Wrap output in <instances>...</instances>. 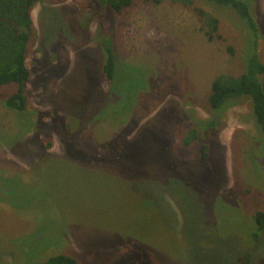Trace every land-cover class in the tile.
Wrapping results in <instances>:
<instances>
[{"label":"rangeland","instance_id":"374dc122","mask_svg":"<svg viewBox=\"0 0 264 264\" xmlns=\"http://www.w3.org/2000/svg\"><path fill=\"white\" fill-rule=\"evenodd\" d=\"M192 1L119 14L98 0L35 4L26 111L5 106L16 85L0 86V262L264 264V231L252 239L261 127L245 96L208 104L216 77L245 72L255 38L233 10ZM248 1L264 64V0ZM194 8L218 20L214 40Z\"/></svg>","mask_w":264,"mask_h":264},{"label":"trees","instance_id":"16d2710c","mask_svg":"<svg viewBox=\"0 0 264 264\" xmlns=\"http://www.w3.org/2000/svg\"><path fill=\"white\" fill-rule=\"evenodd\" d=\"M39 0H0V86L14 84L16 91L6 99L5 106L16 112H25L27 107V91L25 84L31 76L27 66V45L33 34V21L31 11ZM136 1H153L159 3L160 0H98L102 8L111 9L114 13H121L130 9ZM174 4L183 7H193L192 0H169ZM218 7L233 10L237 17L245 24L252 36L255 38L253 51L249 54L245 72L235 78L229 75L216 77L211 84V92L208 97V104L213 111H219L234 98L245 96L252 103V110L257 123L260 125L264 136V83L259 79L264 76V64L259 60L255 50L258 27L256 20L250 12L248 0H205ZM199 17L207 26L206 35L210 41L214 40L217 33L218 20L200 9L194 8ZM220 39V35H217ZM106 63L103 67L104 81L107 88L105 93H110L114 84L116 66L112 45L109 41L104 46ZM232 52V50H230ZM244 98V97H243ZM234 101V100H233ZM208 126L213 127L215 120H210ZM207 127V126H206ZM198 141L197 131L189 130L188 135L183 139V144L196 143ZM203 150H207L203 145ZM203 158L207 157L206 152L202 153ZM206 160V159H205ZM254 220L257 225V232L252 235L253 241H258L264 231V210L256 211ZM250 253L246 255L245 264H248ZM0 264H4L0 262ZM34 264H79L77 259L65 255L57 254L49 257L43 262Z\"/></svg>","mask_w":264,"mask_h":264}]
</instances>
